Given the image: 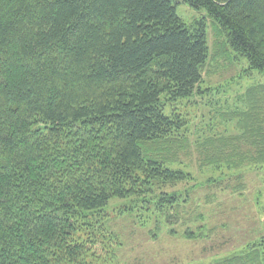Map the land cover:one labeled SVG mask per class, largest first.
Instances as JSON below:
<instances>
[{"label":"trees","instance_id":"16d2710c","mask_svg":"<svg viewBox=\"0 0 264 264\" xmlns=\"http://www.w3.org/2000/svg\"><path fill=\"white\" fill-rule=\"evenodd\" d=\"M183 1L264 74V0ZM176 5L0 0V264H98L109 232H79L110 200L177 205L166 187L188 174L170 164L190 139L165 102L199 91L208 47ZM241 99L238 133L197 142L199 165L264 164V84ZM262 223L245 252L212 264H264Z\"/></svg>","mask_w":264,"mask_h":264},{"label":"rangeland","instance_id":"374dc122","mask_svg":"<svg viewBox=\"0 0 264 264\" xmlns=\"http://www.w3.org/2000/svg\"><path fill=\"white\" fill-rule=\"evenodd\" d=\"M175 1L177 15L190 30L205 25L208 47L199 91L165 102L166 112L183 116L184 135L190 139L189 155L182 154L170 166L188 176L166 187L169 194L179 195L172 208L144 210L138 201L114 198L89 218L91 226L81 228L80 239L96 226L112 234L97 238L107 249L98 264H212L245 252L262 234L264 164L201 166L196 147L204 137L238 133L229 114L242 107L249 87L264 84V74L229 47L226 33L204 9Z\"/></svg>","mask_w":264,"mask_h":264}]
</instances>
